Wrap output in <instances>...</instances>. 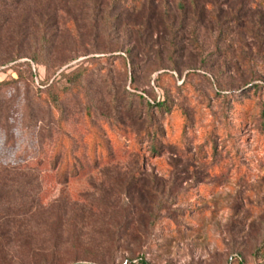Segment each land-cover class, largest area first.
Listing matches in <instances>:
<instances>
[{
    "label": "rangeland",
    "instance_id": "obj_1",
    "mask_svg": "<svg viewBox=\"0 0 264 264\" xmlns=\"http://www.w3.org/2000/svg\"><path fill=\"white\" fill-rule=\"evenodd\" d=\"M156 1L0 5V264H264V0Z\"/></svg>",
    "mask_w": 264,
    "mask_h": 264
},
{
    "label": "trees",
    "instance_id": "obj_2",
    "mask_svg": "<svg viewBox=\"0 0 264 264\" xmlns=\"http://www.w3.org/2000/svg\"><path fill=\"white\" fill-rule=\"evenodd\" d=\"M23 1V0H22ZM74 2L78 3V2H83V4L85 5L87 3V9L89 11V17L92 19V21L96 22L97 21V17L98 16H103V19H107L108 23L110 20V14H112L113 11H118L117 12V16H120L121 18H125L126 21H133V23L135 25L140 26L141 28H144L145 30H147L148 32L151 30V21L156 19V25L159 28H168V22H167V15L164 14V12H162V5L161 2H157L156 3H152V2H146L145 4H141V0H73ZM21 0H0V5H2L5 8H12V7H18L19 5H21ZM9 14H11L12 12H10V10H7ZM10 17V16H9ZM6 18V17H5ZM0 19V25H7L8 23V19ZM52 19H48L44 22L41 21L40 24L43 25V28H47L49 27L50 24H52L51 22ZM6 22V23H5ZM53 24L56 25V22H53ZM158 28V29H159ZM47 30L43 31V29L40 31V33H42L41 38L44 39L45 38V33ZM171 35V34H170ZM171 41L169 42V44L171 45ZM173 47V46H172ZM33 60H35L36 62H39L40 58L39 56H33L32 57ZM70 73H66L63 72L61 75V78H67L69 77ZM60 78V79H61ZM12 80H4V81H0V88L5 86V85H9L11 83ZM59 82V81H58ZM57 82V83H58ZM72 82L76 83L78 82V78H76L75 80H72ZM55 82L49 84L48 88L50 90L55 89ZM54 104L57 105L58 101H59V95L56 94L55 96H53V100ZM149 106L151 107L152 105L149 104ZM159 108L161 109H169L168 106L165 103H161L159 104ZM262 127L264 128V105H263V110H262ZM68 139V136H66L65 134H62L58 140V144H60L61 142H64ZM57 144V145H58ZM56 149L55 148L54 152L56 153ZM57 154L59 155V153L57 152ZM58 155L56 156V158L58 157ZM70 155V154H69ZM50 157H53L50 156ZM67 157V154L63 157V159H65ZM72 157V156H71ZM72 159V158H70ZM63 167L66 168V164H63ZM62 168V169H65ZM142 264H147L144 260H142Z\"/></svg>",
    "mask_w": 264,
    "mask_h": 264
}]
</instances>
